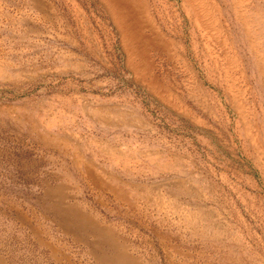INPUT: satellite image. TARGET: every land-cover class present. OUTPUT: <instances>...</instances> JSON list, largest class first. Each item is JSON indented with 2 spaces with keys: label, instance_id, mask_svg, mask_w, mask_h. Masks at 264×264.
<instances>
[{
  "label": "rangeland",
  "instance_id": "obj_1",
  "mask_svg": "<svg viewBox=\"0 0 264 264\" xmlns=\"http://www.w3.org/2000/svg\"><path fill=\"white\" fill-rule=\"evenodd\" d=\"M264 264V0H0V264Z\"/></svg>",
  "mask_w": 264,
  "mask_h": 264
},
{
  "label": "bare ground",
  "instance_id": "obj_2",
  "mask_svg": "<svg viewBox=\"0 0 264 264\" xmlns=\"http://www.w3.org/2000/svg\"><path fill=\"white\" fill-rule=\"evenodd\" d=\"M118 259L123 263V264H137L136 262H131L129 260H127V258L125 256H120L118 255Z\"/></svg>",
  "mask_w": 264,
  "mask_h": 264
}]
</instances>
